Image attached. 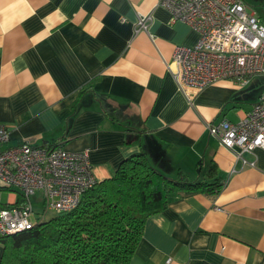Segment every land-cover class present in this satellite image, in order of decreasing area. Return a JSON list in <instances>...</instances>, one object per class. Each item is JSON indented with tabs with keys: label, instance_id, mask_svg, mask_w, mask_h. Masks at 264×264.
Listing matches in <instances>:
<instances>
[{
	"label": "crops",
	"instance_id": "0c3cea01",
	"mask_svg": "<svg viewBox=\"0 0 264 264\" xmlns=\"http://www.w3.org/2000/svg\"><path fill=\"white\" fill-rule=\"evenodd\" d=\"M159 1L0 0L6 145L87 149L98 181L137 151L164 175L180 170L192 181L214 162L220 190L171 193L145 219L129 264L167 256L173 264H264V150L243 152L255 165H242L207 129L222 117H244L264 76L244 86L218 80L188 101L168 64L175 46L193 44L198 33L169 22ZM138 15H149L146 28L136 29Z\"/></svg>",
	"mask_w": 264,
	"mask_h": 264
},
{
	"label": "built area",
	"instance_id": "2783aa9c",
	"mask_svg": "<svg viewBox=\"0 0 264 264\" xmlns=\"http://www.w3.org/2000/svg\"><path fill=\"white\" fill-rule=\"evenodd\" d=\"M159 4L168 11L169 22L184 21L198 33L193 44L175 46L168 64L188 101L194 92L218 80L244 86L253 77L264 76V22L245 0H160ZM148 18L138 15L136 29L146 28ZM207 129L242 165H255L242 153L264 150V89L244 117L238 121L222 117ZM8 139L9 130L0 122V236L32 228L39 211L44 216L48 211L73 210L82 194L98 182L87 149L29 142L8 146ZM3 192L15 199L7 195L4 200ZM37 193L40 204L31 201ZM160 264H173V258L167 256Z\"/></svg>",
	"mask_w": 264,
	"mask_h": 264
},
{
	"label": "trees",
	"instance_id": "16d2710c",
	"mask_svg": "<svg viewBox=\"0 0 264 264\" xmlns=\"http://www.w3.org/2000/svg\"><path fill=\"white\" fill-rule=\"evenodd\" d=\"M205 171L193 181L180 170L170 177L134 152L86 190L73 210L44 214L32 228L0 236V264H129L145 219L164 209L171 193L220 190L215 163Z\"/></svg>",
	"mask_w": 264,
	"mask_h": 264
},
{
	"label": "rangeland",
	"instance_id": "374dc122",
	"mask_svg": "<svg viewBox=\"0 0 264 264\" xmlns=\"http://www.w3.org/2000/svg\"><path fill=\"white\" fill-rule=\"evenodd\" d=\"M249 4L251 5H256L257 7V10L262 14V17L264 19V5H260L258 4V2H254V0H246ZM6 192L3 193L2 195V198L5 199L6 197ZM40 200H41V195L39 193H37L36 195H33L31 196V201L33 203H38L40 204ZM40 206H35V212H38L40 210L39 208ZM37 210V211H36ZM51 213H54V212H51V211H48L46 214H45V218L48 217ZM37 215H41L40 211L37 213Z\"/></svg>",
	"mask_w": 264,
	"mask_h": 264
}]
</instances>
